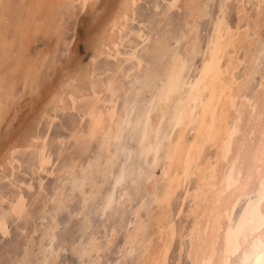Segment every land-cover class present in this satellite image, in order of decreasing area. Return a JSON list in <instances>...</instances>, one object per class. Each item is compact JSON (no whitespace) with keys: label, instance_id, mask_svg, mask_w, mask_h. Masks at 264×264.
Returning <instances> with one entry per match:
<instances>
[{"label":"bare ground","instance_id":"6f19581e","mask_svg":"<svg viewBox=\"0 0 264 264\" xmlns=\"http://www.w3.org/2000/svg\"><path fill=\"white\" fill-rule=\"evenodd\" d=\"M78 1L82 8L97 2ZM140 1H119L113 18L96 32V42L86 46L76 74L57 82L34 123L1 148L0 240L12 241L11 226L19 219L29 237L20 245L21 255L19 246L13 251L0 244V264H62L59 252L66 248H54L57 213L69 211L78 193L77 212L89 229L94 224L85 206L93 204L102 214L117 200L126 208L129 186L140 191L131 217L104 230L101 240L92 232L80 251L72 245L81 264H97L122 230V249L113 264H127L130 252L134 264H170L175 245L176 264L184 259L186 264H264V0H187L185 17L172 18L174 26L162 35L136 32L125 43L123 32L143 8ZM146 1L154 7L142 21L167 23L180 2ZM53 6L63 11L48 10L47 0H0V138L16 95L45 82L42 45L52 35L60 44L76 0H56ZM26 37L40 41L34 52ZM55 50L57 45L50 52ZM66 115L72 118L64 121L67 131L55 135L57 152L75 145L86 156L78 154L60 168L67 184L56 179L46 187L39 176L52 160L48 128ZM44 119L47 129L40 132ZM24 166L32 179L12 181ZM106 183L111 187L105 190ZM121 184L126 186L117 198ZM179 192V212L186 219L175 224ZM37 220L47 221V227Z\"/></svg>","mask_w":264,"mask_h":264},{"label":"rangeland","instance_id":"374dc122","mask_svg":"<svg viewBox=\"0 0 264 264\" xmlns=\"http://www.w3.org/2000/svg\"><path fill=\"white\" fill-rule=\"evenodd\" d=\"M119 1L120 0H97V2L94 5L90 7L86 6L82 8L81 5L79 4V1L76 0V6L73 9L74 13L69 18V21L63 28L64 29L63 37L60 40V44L55 43L54 41L55 35H52L49 38V40L45 44L42 45L41 56L39 57L42 58L44 62V65L41 67V73L45 77V80H44L45 82L42 83L41 86H38V85L33 86L34 88L28 91L26 90L27 92L23 91L22 94L20 93L19 95H16L17 96L15 98L16 103H14L11 107V110H10L11 114L9 112L7 113V118L9 120L8 121L9 123H7V125L4 126V129H3L4 135L2 138H0V151L5 142H8L9 140H11V138L15 136V134L17 135L21 133L20 129L22 128H23L22 130L28 129L34 123L36 116L40 112L44 103L48 100V96H49L48 91L51 90L55 86V84H57V82H59L62 79L67 78L68 74L69 75L76 74V70H78L80 66V63H81L80 60L83 56V52L85 51L86 46L90 45L93 42H96L97 38H95V36L97 37V34L103 29V27H105L104 24L110 22V20L113 18L112 15L115 14L114 10H116ZM55 2L56 0H47V5L49 7L47 9L48 10L53 9L52 11H54L55 14H59V12L63 10L59 9V7L53 6ZM186 4H187V0H180L178 6L170 14L171 16H169L170 19H168V23L166 22V19H163L161 22H155L152 18H150L151 21L145 22V21H142V19L144 20L146 18L147 8L150 10L151 7H154V2H150L149 4V1L147 2L146 0H141L140 6L143 8H140L139 15L136 14V19L134 23L132 21H129L123 32L124 35H127V40L125 43L130 42L129 35L132 36L133 39L136 38L138 36L136 32L141 33L142 31H144L150 34L152 38L153 37L156 38L155 36L162 35L161 33L162 30L164 29L166 30L167 29L166 27L168 25L174 26L172 22V18L178 17L179 19H183L185 17V14L187 12ZM254 5L255 4L253 3L247 7L249 12H252L254 10ZM44 11H46L45 8L42 9L39 12V14L44 13ZM232 18L233 20H236L235 14H233ZM176 23L178 25L181 24L179 21H177ZM173 31L175 30H171L170 32L172 33ZM87 35H89V37ZM71 36L74 38H73V41L70 43L68 41V38H70ZM262 36L264 38V30L262 32ZM87 37L91 38L92 40L88 39ZM27 38L28 37H26V39ZM86 41L87 43H85ZM27 42H28V48L29 50H31L30 52H34L33 49L36 48L35 43H39L40 41L33 39V38H29V40L27 39ZM55 45H57V51L55 50V53L50 52L51 48H53ZM32 54L34 53H27L28 56ZM45 56H48V57L45 58ZM263 62H264V57H263ZM65 63H69V64H65ZM119 77L123 80L124 78H127L124 73L119 74ZM17 83L20 84L21 82L18 80ZM67 118L71 120L72 116L66 115L65 117H63L61 123L57 122L48 128V140H49V147H50L49 150L51 152L52 160L50 164L48 165L47 169L41 172L42 175L39 176V178H41V181L44 183L46 187L50 186V184L56 179L58 181L60 180L61 183L62 181H65V184H67L66 182L69 180L68 179L69 177L66 175L64 177H61L60 168L64 164L72 161V159L78 154H80L81 156L83 155L86 156V152L84 151V148H81L75 145L73 147H70L68 150H64L60 153L57 152V143L55 141V135H57L59 132L67 131L68 128H66L65 127L66 125L64 124V121ZM47 125H48L47 120L44 119L43 123L40 125V127H38L39 131L44 132V130L47 129ZM123 144L125 146L131 145L130 142L129 143L125 142ZM126 152H128L127 149H126ZM125 153L121 154L120 160L117 161L115 166H113L112 168L113 175L117 174L119 165ZM14 172L15 173L13 175L12 181L22 180L28 183V181L32 179L30 168L28 166H24L22 167L21 170H15ZM17 185L16 186L14 185V188H17ZM125 186L126 185L121 184L116 187L115 197L117 196L118 198V195L123 191V189H125ZM110 187L111 186L109 183H106L103 186L105 190L109 189ZM129 187L130 188L128 190V194L130 196V199L127 203L128 206L126 208H124L122 204H119L117 200L113 202L111 205H108L106 207L105 212H103L102 214H100L99 210L94 208L93 204L90 205L88 203L85 206L84 208L85 213L90 218L91 223L94 224V226L89 229H87L85 226L84 215L82 213L77 212L79 209H81L80 207H81V201H82V197L78 196V193L74 197V203L71 204L69 211H60L59 213H57V221H56L57 226H56V231H55L54 248L55 249L57 248V250L59 251L63 248L67 249V250L65 249V251L59 252V262L60 263L62 264H81V261L78 258L77 254L71 253L72 245L77 244V249L75 251H80L81 246H83L84 242L86 243L88 239L91 238L92 232L98 233L99 235L98 238H100L101 240V235L104 233V230H109L111 226H115L117 222L122 221L124 218L127 219L128 217H131V210L140 201L139 199L140 191L136 188H133L132 186H129ZM181 194H182L181 192L177 194L176 199L174 200V204H173V211L176 214L175 224L181 223V221L186 219V216L183 213V210L180 211L182 212L181 214L179 212L180 207H181V202H182ZM188 206H189V202L186 201L184 203L183 209H186ZM46 209H48V212L52 210V205L51 203H48V201H47ZM141 214L144 217V219L147 218V215L145 214L143 210L141 211ZM47 215H48V220L51 219L50 217L51 213H48ZM24 221L25 220L19 219L18 222L13 223L14 225L11 226L12 232H10L9 234H10L12 241L10 243L6 242L5 237L2 240H0L1 245L5 244L13 251H15V247L19 246V248L16 249L18 251L17 253L19 254L22 252V248H20V245L23 246V243L26 241V239H28L27 237H29L27 236L25 231L22 232V229H23L22 226L24 227ZM37 223L38 225L42 224L44 228L47 227L48 225L47 221H42V220L40 221L37 220ZM20 231L22 232L21 235H20ZM41 233L42 231L35 234L36 243L41 242ZM125 233L126 231L122 230L120 234L116 237V239L107 248H105L102 252H100L99 257L95 259L97 261V264H113V262L120 256V251L122 249V243H123ZM43 242L45 243L46 241L43 240ZM177 246L178 245H175L174 251H171L169 255L170 264H176L177 256L175 253L177 250ZM36 247H37V244L33 248L36 249ZM35 251L36 250H34L31 253V256H34ZM50 256L51 255H48V257ZM135 257H136L135 252L134 253L130 252L125 258L126 263L134 264ZM186 263H187V260L184 259L183 261H181L180 264H186Z\"/></svg>","mask_w":264,"mask_h":264}]
</instances>
